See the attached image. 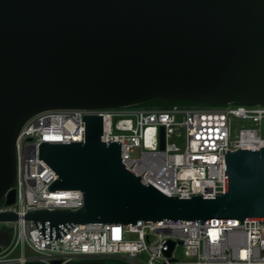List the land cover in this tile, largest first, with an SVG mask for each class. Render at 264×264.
Segmentation results:
<instances>
[{
	"label": "water",
	"instance_id": "obj_1",
	"mask_svg": "<svg viewBox=\"0 0 264 264\" xmlns=\"http://www.w3.org/2000/svg\"><path fill=\"white\" fill-rule=\"evenodd\" d=\"M154 99L264 106V0H0V199L15 202L16 140L34 115ZM84 119L83 142L40 146L59 176L51 188L81 189L83 206L31 208L24 219L55 227L264 222V147L228 151L225 193L184 199L125 166L121 145L103 140L101 115ZM18 219L15 210L0 211V222ZM9 238L0 232V241Z\"/></svg>",
	"mask_w": 264,
	"mask_h": 264
},
{
	"label": "built area",
	"instance_id": "obj_2",
	"mask_svg": "<svg viewBox=\"0 0 264 264\" xmlns=\"http://www.w3.org/2000/svg\"><path fill=\"white\" fill-rule=\"evenodd\" d=\"M103 117V140L121 145L122 162L168 196L215 198L226 190V154L264 147V106L173 104L107 109H56L34 115L16 140L15 202L0 211L19 219L0 222V264H73L116 257L128 264H264V222L204 224L200 220L135 223H58L24 219L28 209L83 206V191L54 188L56 171L40 155L42 143L83 142L85 115ZM163 129L164 147H161ZM136 153V154H135ZM135 154V155H134ZM10 189V190H11ZM174 244L170 255L167 252ZM182 246V253L177 248Z\"/></svg>",
	"mask_w": 264,
	"mask_h": 264
},
{
	"label": "trees",
	"instance_id": "obj_3",
	"mask_svg": "<svg viewBox=\"0 0 264 264\" xmlns=\"http://www.w3.org/2000/svg\"><path fill=\"white\" fill-rule=\"evenodd\" d=\"M236 103L245 104V102L243 100H238ZM173 104L203 105V104H207V103H200V102H195V101H191V100H182V101H177V102H170V101H166L164 99H154V100L147 101V102H145V103H143V104H141L139 106H144V107H152V106L168 107V106L173 105ZM81 263H83V262L79 261V262H74L73 264H81Z\"/></svg>",
	"mask_w": 264,
	"mask_h": 264
},
{
	"label": "rangeland",
	"instance_id": "obj_4",
	"mask_svg": "<svg viewBox=\"0 0 264 264\" xmlns=\"http://www.w3.org/2000/svg\"><path fill=\"white\" fill-rule=\"evenodd\" d=\"M152 107H160V108H162V106H152ZM2 227H10V225L0 224V228H2ZM177 253L179 255L182 253V246H179L177 248ZM103 260H104L105 264H128L125 261L120 260V259H118L116 257H107V258H105Z\"/></svg>",
	"mask_w": 264,
	"mask_h": 264
}]
</instances>
